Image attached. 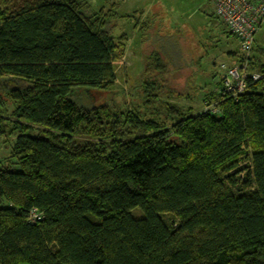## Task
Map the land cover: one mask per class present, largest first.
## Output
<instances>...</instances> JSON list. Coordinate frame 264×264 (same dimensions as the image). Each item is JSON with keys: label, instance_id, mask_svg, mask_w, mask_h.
<instances>
[{"label": "trees", "instance_id": "1", "mask_svg": "<svg viewBox=\"0 0 264 264\" xmlns=\"http://www.w3.org/2000/svg\"><path fill=\"white\" fill-rule=\"evenodd\" d=\"M104 6L0 0V264H264V14L248 50L215 15L236 65L181 106L158 49L115 89L116 23L151 26Z\"/></svg>", "mask_w": 264, "mask_h": 264}, {"label": "rangeland", "instance_id": "2", "mask_svg": "<svg viewBox=\"0 0 264 264\" xmlns=\"http://www.w3.org/2000/svg\"><path fill=\"white\" fill-rule=\"evenodd\" d=\"M87 1L91 8L108 9V6H104V0ZM110 1L119 4L118 13L121 15L143 10V19L151 26L144 34L145 31L142 30L139 33L134 32L132 24L126 20L116 23L119 32L126 33L130 41L124 59L119 62L118 77L114 85L116 90H123L125 96L131 82L134 83L136 78H140L139 84L142 85L144 78H147L144 73L143 54L151 48V51L158 49L157 51L164 53L163 60L173 71L171 80L165 77L162 81L164 86L167 83V91L162 90L166 93L164 96L176 95L172 100L180 102L181 106L185 103L181 102L182 97L189 96L195 101L202 92L214 90L216 82L223 74L219 69L220 64L227 65L231 62L236 65V60L231 57L236 50L234 39L227 34V29L215 16L216 0ZM150 34L152 38L148 37ZM175 71L178 73L174 74ZM120 93L118 91L116 94L121 96ZM116 99L119 101V97ZM131 100H137V96L125 99V102L131 104ZM201 104L203 105L197 102L194 105L195 113L199 111ZM163 117L155 120L169 125Z\"/></svg>", "mask_w": 264, "mask_h": 264}, {"label": "built area", "instance_id": "3", "mask_svg": "<svg viewBox=\"0 0 264 264\" xmlns=\"http://www.w3.org/2000/svg\"><path fill=\"white\" fill-rule=\"evenodd\" d=\"M215 15L231 30L242 42V47L249 49L253 34L257 30L259 17L264 14V0H216L214 5ZM226 79L229 90L237 93L245 89V76L237 74L236 69L230 70ZM257 75L252 79L256 80ZM205 110L215 112L213 106H207ZM31 218L38 220V214L35 210L31 212Z\"/></svg>", "mask_w": 264, "mask_h": 264}, {"label": "crops", "instance_id": "4", "mask_svg": "<svg viewBox=\"0 0 264 264\" xmlns=\"http://www.w3.org/2000/svg\"><path fill=\"white\" fill-rule=\"evenodd\" d=\"M263 28H264V27H263ZM263 28L261 29V32H262ZM261 32H260V33H261ZM262 33L264 34V31H263ZM263 34H261V37L259 36V38H261V39L264 38V35H263Z\"/></svg>", "mask_w": 264, "mask_h": 264}]
</instances>
